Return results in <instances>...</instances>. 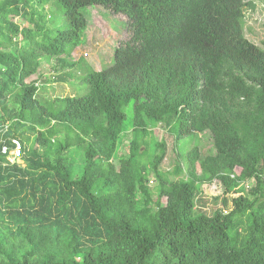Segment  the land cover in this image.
<instances>
[{
	"label": "trees",
	"instance_id": "trees-1",
	"mask_svg": "<svg viewBox=\"0 0 264 264\" xmlns=\"http://www.w3.org/2000/svg\"><path fill=\"white\" fill-rule=\"evenodd\" d=\"M92 6L128 17L130 38L99 71L79 60L83 95L42 103L32 77L45 60L77 67ZM255 8L0 0V264H264V42L246 36ZM158 125L177 145L210 132L214 153L177 150L164 171ZM13 138L24 153L10 163ZM215 181L223 193L206 208L202 187Z\"/></svg>",
	"mask_w": 264,
	"mask_h": 264
},
{
	"label": "rangeland",
	"instance_id": "rangeland-1",
	"mask_svg": "<svg viewBox=\"0 0 264 264\" xmlns=\"http://www.w3.org/2000/svg\"><path fill=\"white\" fill-rule=\"evenodd\" d=\"M256 4L255 10L247 12L246 36L247 38L258 46H262L264 42V0H253ZM49 13L54 10L52 5H48ZM83 13L88 19V31L84 35L85 42L72 52V60L77 63V67L71 68L67 64H57L55 59L45 60L39 72L32 77L41 86L38 98L40 101L46 102L57 97L66 96H81L86 90L87 86L82 81L81 67L84 62H79L81 59L99 71L105 66H109L113 61L115 49L130 38L127 23L128 17L123 14H116L102 6L87 7ZM60 22L64 21L61 16L57 18ZM16 21L20 22L17 18ZM132 107L131 104L126 109L127 120L126 124L130 125L132 121ZM131 132L124 135L123 145L120 148L119 156L129 153V136ZM150 139L158 142H165L166 157L161 164L164 171H172L174 166L178 163L177 150L184 153L190 151L196 144L205 155L214 153L213 137L210 132L201 134L197 140H186L180 145H177L175 136L169 131L168 127L158 125L153 129V135ZM194 139V138H193ZM151 152L153 151L154 142L151 141ZM178 146V147H177ZM118 164V158L114 160ZM23 164V162H20ZM239 172V170H237ZM157 183L154 178H151V186ZM205 198L209 203L206 208H210L212 203L211 198L219 196L223 193V186L220 182L215 181L211 185H204L202 187ZM156 198V195H155ZM162 202H166L165 199Z\"/></svg>",
	"mask_w": 264,
	"mask_h": 264
},
{
	"label": "built area",
	"instance_id": "built-area-1",
	"mask_svg": "<svg viewBox=\"0 0 264 264\" xmlns=\"http://www.w3.org/2000/svg\"><path fill=\"white\" fill-rule=\"evenodd\" d=\"M23 143L18 138L12 139V148L4 146L2 148V153L7 156V160L10 163H14L23 156Z\"/></svg>",
	"mask_w": 264,
	"mask_h": 264
}]
</instances>
